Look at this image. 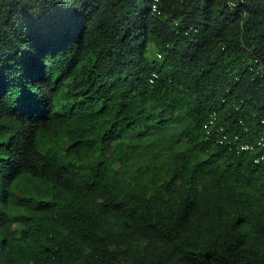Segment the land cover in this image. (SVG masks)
I'll list each match as a JSON object with an SVG mask.
<instances>
[{"label": "trees", "instance_id": "trees-1", "mask_svg": "<svg viewBox=\"0 0 264 264\" xmlns=\"http://www.w3.org/2000/svg\"><path fill=\"white\" fill-rule=\"evenodd\" d=\"M212 118L257 135L264 0H0V264H264Z\"/></svg>", "mask_w": 264, "mask_h": 264}, {"label": "built area", "instance_id": "built-area-1", "mask_svg": "<svg viewBox=\"0 0 264 264\" xmlns=\"http://www.w3.org/2000/svg\"><path fill=\"white\" fill-rule=\"evenodd\" d=\"M157 78V74H154L151 83H154ZM214 125L215 120L212 118L209 124L205 126L208 141H213L226 148L229 152L237 155L244 153L251 154L253 162L257 165L264 163V118L260 120L256 137L251 140H244L240 134H231L223 126L214 127ZM245 131L248 132L249 129Z\"/></svg>", "mask_w": 264, "mask_h": 264}, {"label": "rangeland", "instance_id": "rangeland-1", "mask_svg": "<svg viewBox=\"0 0 264 264\" xmlns=\"http://www.w3.org/2000/svg\"><path fill=\"white\" fill-rule=\"evenodd\" d=\"M174 128H176V126H174ZM168 132V134H171L172 133V131H171V129H169V128H162V130L161 131H159L158 132V138L156 139V143L158 142L159 143V141L160 140H162V135H168V134H164V133H167ZM171 136H172V134H171ZM121 172H119L120 174V176H122V179L123 178H127V176L129 175L128 174V172H129V170H126V169H122V170H120Z\"/></svg>", "mask_w": 264, "mask_h": 264}]
</instances>
